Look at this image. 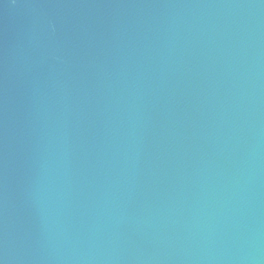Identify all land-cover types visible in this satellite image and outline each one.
<instances>
[{"label":"water","instance_id":"water-1","mask_svg":"<svg viewBox=\"0 0 264 264\" xmlns=\"http://www.w3.org/2000/svg\"><path fill=\"white\" fill-rule=\"evenodd\" d=\"M0 264H264V0H0Z\"/></svg>","mask_w":264,"mask_h":264}]
</instances>
